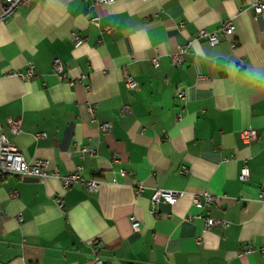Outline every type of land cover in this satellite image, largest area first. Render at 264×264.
I'll return each instance as SVG.
<instances>
[{
    "label": "crops",
    "instance_id": "obj_1",
    "mask_svg": "<svg viewBox=\"0 0 264 264\" xmlns=\"http://www.w3.org/2000/svg\"><path fill=\"white\" fill-rule=\"evenodd\" d=\"M255 1L30 0L0 23L2 131L26 161L45 159L59 175L81 166L101 181L94 192L55 176L0 178V264H264V12L254 19ZM229 17L234 30L218 43L191 39ZM30 64L34 76L21 79ZM250 127L258 135L245 141ZM155 188L180 195L153 204ZM204 190L220 197L196 207ZM206 216L226 224L205 228Z\"/></svg>",
    "mask_w": 264,
    "mask_h": 264
},
{
    "label": "built area",
    "instance_id": "obj_2",
    "mask_svg": "<svg viewBox=\"0 0 264 264\" xmlns=\"http://www.w3.org/2000/svg\"><path fill=\"white\" fill-rule=\"evenodd\" d=\"M113 0H95V3H107ZM30 0H0V23L7 22L12 15L15 13L17 8L21 6L29 5ZM253 11H254V19H257L258 16L264 12V0H256L253 3ZM90 21L93 22L96 26L99 25L98 16H94L90 18ZM234 30V23L231 17L224 19L221 21L219 28L215 30H208L205 28H200L196 33L191 35V39H206L210 44H216L219 41L218 33H222L224 35H228L232 33ZM72 39L74 43L80 44L82 42V38L79 37L76 33H72ZM231 48L233 49L236 46V42L232 41L230 43ZM189 49L188 46L180 47L176 52L170 53L168 55L169 62L171 65H179L183 58V53ZM154 66L158 65L157 57L152 59ZM54 70L60 75V77L64 79H68V75L63 70V66L60 63L59 59L55 58L53 60ZM17 75L23 79L27 80L34 76V72L32 69V65L30 64L28 69L25 72H19ZM126 83L130 89H134L138 87V83L131 76H125ZM178 97H183V91L178 92ZM87 110L93 119L95 113V103H88ZM122 111H129L127 105L122 106ZM7 125L15 132H19L20 130V120L9 118L7 120ZM100 129L103 132H110L112 129V124L110 122H103L100 125ZM242 138L245 141H251L255 139L258 135V132L255 128L250 127L248 129H244L242 131ZM38 137H45V133L38 134ZM86 147H82L85 150ZM48 161L45 159H36L33 162H28L25 160L21 152L17 149L12 141H10L4 132L2 131L1 123H0V178L5 177L9 174H16L22 177H36L41 182L45 181V179L49 176L59 177L63 188L67 189L76 184L82 185L87 191H98L101 185V181L96 178H84L80 175L81 166H77L74 171H71L65 175H59L56 169H52L49 171L48 169ZM186 169L182 168L180 171L185 172ZM122 174H125L124 170L120 171ZM250 176V170L247 165H243L241 171L238 175V178L242 181H245ZM138 192L141 190L142 185H137ZM180 192L172 189H164V188H155L150 200L153 204L158 203L159 201H164L167 203H174L179 197ZM219 195L210 193L206 190L194 193L192 197V202L196 207H201L204 205H210L212 203H216L219 199ZM259 197L264 200V188L260 190ZM57 203L60 207H63V200L57 199ZM153 211V210H152ZM130 223L133 230H137L139 226V222L135 216L130 217ZM205 228H210L211 226H224L226 224L225 221L213 218L211 216H206L204 218ZM264 250V247L261 248ZM93 264H106L102 258L96 257L93 261Z\"/></svg>",
    "mask_w": 264,
    "mask_h": 264
},
{
    "label": "water",
    "instance_id": "obj_3",
    "mask_svg": "<svg viewBox=\"0 0 264 264\" xmlns=\"http://www.w3.org/2000/svg\"><path fill=\"white\" fill-rule=\"evenodd\" d=\"M28 179H35V180H37V178L36 177H27Z\"/></svg>",
    "mask_w": 264,
    "mask_h": 264
}]
</instances>
